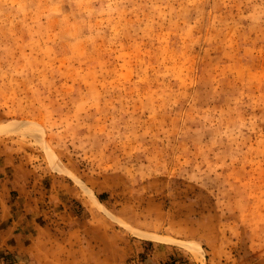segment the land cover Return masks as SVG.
Instances as JSON below:
<instances>
[{"label":"rangeland","instance_id":"rangeland-1","mask_svg":"<svg viewBox=\"0 0 264 264\" xmlns=\"http://www.w3.org/2000/svg\"><path fill=\"white\" fill-rule=\"evenodd\" d=\"M2 158L5 263L264 264V0H0Z\"/></svg>","mask_w":264,"mask_h":264},{"label":"crops","instance_id":"crops-1","mask_svg":"<svg viewBox=\"0 0 264 264\" xmlns=\"http://www.w3.org/2000/svg\"><path fill=\"white\" fill-rule=\"evenodd\" d=\"M21 185L15 180L12 172L6 171L5 158L0 159V226L5 223L8 211L11 208L9 200L13 191H17ZM8 203V204H7Z\"/></svg>","mask_w":264,"mask_h":264},{"label":"bare ground","instance_id":"bare-ground-1","mask_svg":"<svg viewBox=\"0 0 264 264\" xmlns=\"http://www.w3.org/2000/svg\"><path fill=\"white\" fill-rule=\"evenodd\" d=\"M90 202L94 205L100 206V203L98 202L96 197L94 195H91V194H90ZM136 233H137V235L142 236L144 238H147L148 240H157V241H162V242H172L173 241L170 238L161 237L159 235L146 234V233H142V232H136ZM187 250L194 257L193 259H195V258L198 260L200 259L201 250H200L198 245H188Z\"/></svg>","mask_w":264,"mask_h":264},{"label":"built area","instance_id":"built-area-1","mask_svg":"<svg viewBox=\"0 0 264 264\" xmlns=\"http://www.w3.org/2000/svg\"><path fill=\"white\" fill-rule=\"evenodd\" d=\"M0 264H8L3 261V259L0 257Z\"/></svg>","mask_w":264,"mask_h":264}]
</instances>
